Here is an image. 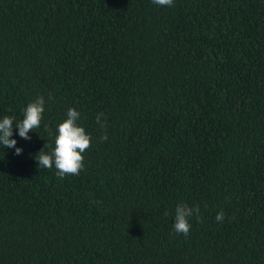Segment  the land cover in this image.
<instances>
[{"label": "trees", "instance_id": "16d2710c", "mask_svg": "<svg viewBox=\"0 0 264 264\" xmlns=\"http://www.w3.org/2000/svg\"><path fill=\"white\" fill-rule=\"evenodd\" d=\"M40 96L0 145V264H264V0H0V119ZM69 108L92 141L61 179L34 158Z\"/></svg>", "mask_w": 264, "mask_h": 264}, {"label": "clouds", "instance_id": "9594fccd", "mask_svg": "<svg viewBox=\"0 0 264 264\" xmlns=\"http://www.w3.org/2000/svg\"><path fill=\"white\" fill-rule=\"evenodd\" d=\"M152 2L160 7L174 6V0H152ZM44 98L37 97L33 102L23 109V119L13 126L14 117L4 116L0 119V145L3 148H14L15 155H20L22 149L16 147L17 141L12 139L13 129L17 130V134L24 140H29V133L33 129L39 128L43 119L44 113ZM103 114H98L96 122L105 128L106 125L101 122ZM80 119V113L69 108L64 119L56 127L55 147L51 152H45L44 147L35 156L37 165L41 168L52 169L55 167L56 176L63 179L66 175H79L84 168L83 153L91 146L92 137L86 133L82 126H79L77 121ZM107 135L100 137L101 141H106ZM199 216V208H190L185 204H179L174 210V223L172 228L176 234H182L185 237L189 234L191 224L189 218L193 215ZM167 215V213H165ZM217 222H223L224 214L220 212L215 217Z\"/></svg>", "mask_w": 264, "mask_h": 264}]
</instances>
